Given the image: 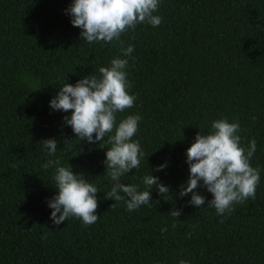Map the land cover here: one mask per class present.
Returning a JSON list of instances; mask_svg holds the SVG:
<instances>
[{"label": "trees", "instance_id": "16d2710c", "mask_svg": "<svg viewBox=\"0 0 264 264\" xmlns=\"http://www.w3.org/2000/svg\"><path fill=\"white\" fill-rule=\"evenodd\" d=\"M72 3L0 0V264H264V0H161V25L138 24L121 35L122 46L82 41L66 11ZM117 57L128 60L136 100L116 113V126L139 115L133 140L144 153L120 182L149 190L143 178L152 174L171 192L151 189L150 205L132 212L124 200L105 199L115 127L101 145L89 144L65 124L70 112L50 107L60 87L99 77ZM220 119L239 123L241 147L255 139L250 164L260 169L255 199L223 217L207 207L213 196L202 186V208L189 204L191 193L179 196L190 174L187 150ZM45 139L58 142L54 156L39 143ZM49 159L97 187L95 224H53L55 168L42 167ZM174 208L179 218L169 214Z\"/></svg>", "mask_w": 264, "mask_h": 264}, {"label": "clouds", "instance_id": "9594fccd", "mask_svg": "<svg viewBox=\"0 0 264 264\" xmlns=\"http://www.w3.org/2000/svg\"><path fill=\"white\" fill-rule=\"evenodd\" d=\"M161 0H73L66 10L71 16L73 27L81 30V39L89 44L118 42L128 30L135 31L138 24H150L159 27L162 17L154 15L159 9ZM133 46L121 47L123 56H130ZM127 59L119 57L111 60L110 67H100L99 77L89 75L79 80L74 86L65 84L51 100L50 107L55 111L71 113L64 117V122L72 128L80 141L101 145L107 134L115 127V134L108 136L111 145L106 150L104 161L107 176L112 182L111 190L105 199L116 202L124 200L129 212L141 206L150 205L152 190H158L162 196L171 193L152 174L143 178L149 190L140 191L137 185H125L120 182L123 175L131 173L140 166L144 156L139 141L133 137L138 131L142 119L139 115H130L116 126V113L124 112L134 106L136 97L130 95L131 87L127 80L125 68ZM240 125L230 123L227 119L215 120L211 124V132L198 133L195 142L187 150L189 178L180 186L181 198L190 193L189 204L197 208L204 207L206 197L196 191L201 186L212 194L213 199L207 201V207L214 208L218 216L234 211V204L243 203L247 199H255L256 187L260 181V169L253 168L251 158L256 152V141L253 139L247 148L241 147ZM70 141L66 142V145ZM47 150L48 156L57 152L58 142L45 139L39 142ZM15 167V165L13 166ZM42 167L47 170L55 168V195L49 202L52 209L50 219L55 226L64 224L69 218L80 219L84 226L95 224L98 216L99 190L89 183L83 173L75 174L71 166H60V161L49 159ZM166 165L155 171H162ZM123 193V195H121ZM116 203L112 205L114 208ZM169 214L179 218L181 211L172 209ZM223 220H221V223ZM173 227H176L173 224ZM167 232L162 228L161 233ZM189 237L191 233L188 234ZM179 264H188L180 260Z\"/></svg>", "mask_w": 264, "mask_h": 264}]
</instances>
